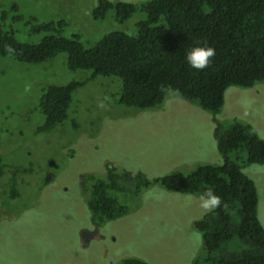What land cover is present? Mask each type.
<instances>
[{
	"label": "rangeland",
	"instance_id": "obj_1",
	"mask_svg": "<svg viewBox=\"0 0 264 264\" xmlns=\"http://www.w3.org/2000/svg\"><path fill=\"white\" fill-rule=\"evenodd\" d=\"M96 2L0 0V29L19 42L36 43L48 33L44 24L63 19L62 35L77 33L88 47L110 31L133 35L136 22L145 17L136 9L119 22L109 9L102 19H93ZM89 72L67 69L63 52L39 63L0 55V264H120L127 257L148 264H192L206 255L194 226L202 211L199 196L169 191L157 182L133 195L131 178L138 173L152 181L186 174L199 164H219L216 122H247L264 140V80L250 88L227 87L212 116L172 93L151 108L123 106L120 80L97 76L71 92L65 119L46 132L36 131L44 120L37 103L46 85L83 80ZM237 154L244 156L242 150ZM111 166L125 186L112 194L127 211L95 225L86 206L90 183L82 181L108 178ZM241 171L255 184L257 218L264 227V164ZM239 248L232 237L211 255Z\"/></svg>",
	"mask_w": 264,
	"mask_h": 264
},
{
	"label": "trees",
	"instance_id": "obj_2",
	"mask_svg": "<svg viewBox=\"0 0 264 264\" xmlns=\"http://www.w3.org/2000/svg\"><path fill=\"white\" fill-rule=\"evenodd\" d=\"M109 9L119 22L136 9L144 10L145 17L136 22L133 35L110 31L88 47L82 46L77 33L62 35L63 19L44 24L48 33L36 43L19 42L10 31L0 29V55L39 63L63 52L67 69L90 71L83 80L46 85L37 103L44 120L36 131L46 132L65 119L71 92L97 76L120 80L118 103L123 106L151 108L172 93L212 116L220 110L227 87L250 88L264 80V0H97L91 17L100 20ZM197 45L215 49L212 63L203 70L186 61L187 52ZM214 138L219 164H199L186 174L170 173L152 181L136 173L129 187L133 195L150 182L197 196L212 189L222 198V206L194 223L206 255L192 264H264V227L257 218L256 187L241 171L250 164H264V140L250 124L235 118L216 122ZM1 168L0 164V176ZM108 174L104 180L89 176L82 181L90 183L86 206L95 225L127 211L112 194L124 189L118 180L122 174L110 169ZM232 237L239 241V249L211 255ZM120 264L148 263L127 257Z\"/></svg>",
	"mask_w": 264,
	"mask_h": 264
},
{
	"label": "clouds",
	"instance_id": "obj_3",
	"mask_svg": "<svg viewBox=\"0 0 264 264\" xmlns=\"http://www.w3.org/2000/svg\"><path fill=\"white\" fill-rule=\"evenodd\" d=\"M127 2V0H125ZM9 51H14L10 47ZM215 56V49L211 46H194L186 54V61L190 67L196 70H203L210 66L212 58ZM30 91V86H26L25 92ZM105 99H108L107 97ZM99 107H105L101 102ZM222 206V198L212 189H207L199 196V207L202 210L200 218Z\"/></svg>",
	"mask_w": 264,
	"mask_h": 264
},
{
	"label": "flooded vegetation",
	"instance_id": "obj_4",
	"mask_svg": "<svg viewBox=\"0 0 264 264\" xmlns=\"http://www.w3.org/2000/svg\"><path fill=\"white\" fill-rule=\"evenodd\" d=\"M108 169H110L112 171V169L114 170V168L111 166ZM113 172V171H112ZM108 177H110V175L108 174ZM1 190H2V186H1Z\"/></svg>",
	"mask_w": 264,
	"mask_h": 264
},
{
	"label": "crops",
	"instance_id": "obj_5",
	"mask_svg": "<svg viewBox=\"0 0 264 264\" xmlns=\"http://www.w3.org/2000/svg\"><path fill=\"white\" fill-rule=\"evenodd\" d=\"M14 7V6H13Z\"/></svg>",
	"mask_w": 264,
	"mask_h": 264
}]
</instances>
